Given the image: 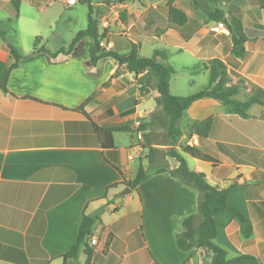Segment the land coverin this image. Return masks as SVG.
Listing matches in <instances>:
<instances>
[{
	"label": "crops",
	"instance_id": "0c3cea01",
	"mask_svg": "<svg viewBox=\"0 0 264 264\" xmlns=\"http://www.w3.org/2000/svg\"><path fill=\"white\" fill-rule=\"evenodd\" d=\"M19 1V11L15 6L13 15L0 23L22 15ZM248 1L257 7L254 18L248 19L243 12L240 18L229 19L238 35L247 28L264 32V8ZM174 4L189 18L201 15L192 0H175ZM151 9L129 10L127 21L132 20L129 27L134 31L130 35L164 38L165 29L150 15ZM167 20L172 27L178 26L168 16ZM210 33L202 34L199 42ZM214 35L220 39L217 46L204 49L197 42L190 50L195 63L204 52V58H222L233 71L230 84L245 79L247 86L237 95L240 100L255 88L264 89V36L247 41L245 54L238 57L224 53L225 46H232L229 30ZM132 41L139 43L134 37ZM0 42V81L6 77L10 90L6 93L0 88V264H71L73 260L66 263L64 255L77 242L84 216L97 214L100 219L93 224L90 237L94 248L90 264H184L188 257L192 264H202L204 258L212 262L209 249L184 251L177 244L183 220L198 213L199 191L174 176L172 167L161 166L147 167L148 177L127 192L113 164L132 179L145 165L146 148L137 145L131 131H117L116 147L103 149L94 130L92 120L101 126H133L134 116L163 113L153 85L141 92L150 72L137 75L112 58L94 66L89 49L80 53L77 44L71 54L56 58L44 52L21 53L25 58L8 73L13 59L7 40ZM111 48L129 52L124 43L114 42ZM188 72L209 76L207 69ZM80 106L92 120L75 110ZM128 111L133 114L125 115ZM248 113L250 117L244 118L214 97L200 98L179 123L185 129L211 116L210 133L190 138L184 134L179 141L188 137L187 144L221 161L214 166L182 152L184 158L193 159L194 164L187 162L191 169L204 172L214 185L230 188L227 204L253 227L252 235L245 236L241 219L221 210L215 215L219 222L216 242L229 258L248 254L264 264V104H252ZM153 146L166 149L171 145ZM86 259L81 253L77 264H85Z\"/></svg>",
	"mask_w": 264,
	"mask_h": 264
},
{
	"label": "trees",
	"instance_id": "16d2710c",
	"mask_svg": "<svg viewBox=\"0 0 264 264\" xmlns=\"http://www.w3.org/2000/svg\"><path fill=\"white\" fill-rule=\"evenodd\" d=\"M81 3L87 4L89 7V22L88 26L79 30L72 38L68 47H61L59 50L53 52L46 46L38 47L37 39L34 44V50L32 54L38 52L46 53L50 58H56L60 54H71L76 45L86 37L93 38V45L90 47V61L92 65H97L101 60L105 58H112L119 64H125L129 71L137 75L143 72H150V77L146 83L141 87V92L145 91V88L153 85L158 91L156 102L162 106L163 113L160 116L164 123L168 122L169 131L173 134L182 135V130L178 126V122L185 115L186 110L196 100L203 97H214L220 100L224 105L230 107L233 111L238 113L241 117L248 118L250 114L248 110L254 103L264 104V89L255 88L254 93L249 95L245 100H240L237 95L241 92L242 88L246 87L245 79L239 78L237 83H231V73L224 60L220 57L209 59L204 63H196L188 70L193 73H197L202 69L209 70V83L203 89L194 92L189 95H177L171 90V80L176 72L172 64L168 63L170 52L167 49L156 48L150 57L141 56L139 53L140 45L131 41L128 44L129 52L119 53L117 50L110 48L104 49L101 47V39L104 37L99 30L98 21L93 17V3L92 0H78ZM175 0L167 1V16L172 24L178 26H185L189 17L187 13L177 7L174 4ZM196 7L205 13L208 19L214 22H223L227 25L231 32L232 46H225L224 53L233 52L238 57H241L246 52L245 43L250 39L264 36V32L259 29L247 28L239 35L233 30L230 22L225 16V12L220 8H212L207 2L201 4L199 0H192ZM213 3H217L220 0H210ZM262 8H264V0H254ZM17 11L20 8V1L14 0ZM124 18V17H123ZM217 33L213 30L210 34L203 37L199 44L205 49L207 47L212 48L220 43V39L214 34ZM0 38L6 39V31L0 27ZM10 48V55L13 59V64L7 70L9 71L18 65V62L25 58L14 44L8 41ZM201 53V52H200ZM7 73V76H8ZM0 88L9 93L10 90L7 86V78L0 81ZM82 112L88 119L92 120L89 113L86 112L83 106L75 109ZM131 111L126 112L125 114ZM212 117L196 121L188 127L189 134H197L200 137H207L212 127ZM94 130L98 137V140L103 149L115 148L114 133L117 131H133L127 124L101 126L92 120ZM153 150L154 148L151 147ZM184 153L191 155L194 158L209 162L214 166L220 165L221 161L216 157L204 152L201 148L192 145H184L182 147ZM169 155L176 157L180 161V165L171 169L174 176L180 178L186 184L195 187L200 194L198 213L190 215L183 220V231L177 236V244L184 251H191L193 249L207 248L213 256V264H260L256 256L243 254L233 258L228 257L227 251L222 248L217 242L216 238L219 234V222L215 219L217 212L221 210H228L234 215L238 216L242 221V231L245 236L252 235L253 227L249 220L237 209L231 208L227 204V197L230 188H221L218 185L212 184L206 177L204 172L191 169L183 156L176 151H172ZM123 176L122 183L130 189H136L138 185L148 177L147 172L141 165L137 175L130 179L122 172V170L115 164H113ZM97 219H100V215L95 216L85 215L82 221L79 236L77 242L72 248L64 255L66 263L68 259H72L71 264H77L78 258L81 253H85L87 256L85 264H90L94 248L90 244V237L92 236V227ZM184 264H192L191 257H188Z\"/></svg>",
	"mask_w": 264,
	"mask_h": 264
},
{
	"label": "rangeland",
	"instance_id": "374dc122",
	"mask_svg": "<svg viewBox=\"0 0 264 264\" xmlns=\"http://www.w3.org/2000/svg\"><path fill=\"white\" fill-rule=\"evenodd\" d=\"M5 1L6 3H4V0H0V19L10 17L16 11L13 4L14 0ZM70 1L22 0V15L19 18H14V20L12 18L5 19L0 23V27L6 31V39H3L14 44L22 54L32 53L37 39H39L38 47L44 45L51 51H57L63 46L68 47L76 33L88 26L90 12L87 4L75 0L76 2L73 5ZM167 1L92 0V15L97 19L100 33L104 36L101 39V47L104 49H110L114 46V42L127 45L134 37L139 42L138 44H141L139 50L141 56H152L155 48L169 50L170 57L167 62L172 64L176 70L172 77L171 90L177 95H189L203 89L209 83L208 74L201 72L204 69L199 71L201 73L198 74L188 72V68L193 67L196 63H204L209 60L204 58V52L200 54V60L195 63V57L191 55L190 50L194 49L193 46L197 42L199 43V39L203 36L202 34L208 31L213 32L217 22L208 19L200 7H196L201 12L199 17L192 14L185 26L174 25L172 27L165 15ZM199 2L201 4L207 2L212 8L222 9L229 22L234 18H240L243 12L249 17L248 19L254 18L255 12H257V7L251 6L248 0H220L217 3H213L210 0H199ZM148 6L152 7L151 12H149L150 15L154 16L159 26L165 29L164 38L159 37L158 39L149 35L141 37L132 35L134 31L129 27L132 24V20L127 21L131 14L129 10L132 8V10H136V13H140V10H144V7ZM130 33L132 34L130 35ZM86 38L78 43L80 44V53H86V49H90L94 43L93 38L89 37L88 41ZM3 39H0V41H4ZM0 46H2L1 42ZM127 52L119 51V53ZM132 114L133 112H130L125 115L130 116ZM161 115L162 113H153L145 118L134 116L130 122L133 123V126L129 123L127 124L133 128L131 132L137 139V145L146 148L144 150L146 154L145 165H142L145 166V171H147V167H149L148 169H158L161 166L176 168L172 166L170 158H168V156L173 157L169 153L176 151L183 156L182 147L189 145L187 144L188 137H192V134L188 132L190 124L184 129L183 123L178 122L177 124L178 126L179 124L181 125L179 127L183 134H173L169 131L168 122L164 123L160 118ZM184 134L188 137L179 141ZM153 143H167L171 146L162 149L158 146H153ZM151 147L154 149L152 150ZM185 158L189 164H194L190 156L185 155ZM178 163L179 166L180 161Z\"/></svg>",
	"mask_w": 264,
	"mask_h": 264
},
{
	"label": "built area",
	"instance_id": "2783aa9c",
	"mask_svg": "<svg viewBox=\"0 0 264 264\" xmlns=\"http://www.w3.org/2000/svg\"><path fill=\"white\" fill-rule=\"evenodd\" d=\"M75 0H71L70 3L71 4H75ZM214 31L216 32H224L227 33L228 32V27H226V25L223 22H217V24L215 25V27L213 28ZM190 145V144H189ZM194 146V145H192Z\"/></svg>",
	"mask_w": 264,
	"mask_h": 264
},
{
	"label": "water",
	"instance_id": "95a60500",
	"mask_svg": "<svg viewBox=\"0 0 264 264\" xmlns=\"http://www.w3.org/2000/svg\"><path fill=\"white\" fill-rule=\"evenodd\" d=\"M170 158V160H171V164H172V166L173 167H178V160L175 158V157H169ZM131 191V189L130 188H127V192H130ZM202 264H213V262H211L210 260H208V259H206V258H204L203 260H202Z\"/></svg>",
	"mask_w": 264,
	"mask_h": 264
}]
</instances>
